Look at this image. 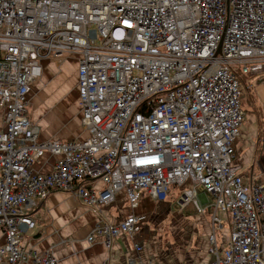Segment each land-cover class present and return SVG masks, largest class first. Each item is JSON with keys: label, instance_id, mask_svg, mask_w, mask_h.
Returning <instances> with one entry per match:
<instances>
[{"label": "built area", "instance_id": "2783aa9c", "mask_svg": "<svg viewBox=\"0 0 264 264\" xmlns=\"http://www.w3.org/2000/svg\"><path fill=\"white\" fill-rule=\"evenodd\" d=\"M69 56L86 135L39 141L27 96L42 60ZM255 64L264 65V0H0V263L57 264L20 240L52 192L99 207L123 190L133 209L142 192L164 201L188 185L177 209L204 213L198 188L211 199L209 264H264V182L233 163L245 120L236 71ZM46 155L52 170L32 172ZM218 212L229 218L221 251ZM141 221L99 223L88 242L110 248Z\"/></svg>", "mask_w": 264, "mask_h": 264}, {"label": "crops", "instance_id": "0c3cea01", "mask_svg": "<svg viewBox=\"0 0 264 264\" xmlns=\"http://www.w3.org/2000/svg\"><path fill=\"white\" fill-rule=\"evenodd\" d=\"M40 64L42 76L31 86L26 108L28 118L40 129L39 141H82L86 133L80 127L77 60L67 57L45 59ZM248 75L245 90L249 93L243 92L241 101L245 120L236 140V143L242 142V147L235 149L234 145L233 162L238 156L244 176L257 177L264 182V153L259 148L264 144V65H251ZM74 98L77 112L66 111L65 105L74 102ZM4 117L5 111L0 105V131ZM55 160V157L46 155L36 161L31 170L39 174L49 173ZM187 187L172 186L164 201H155L142 192L133 209L128 206L123 190L115 195L113 203L99 207L85 206L71 193L52 192L28 212L35 225L21 234V246L31 252L51 251L57 264H130V261L140 260L151 264H209L213 259L208 252L211 217L205 216V212L211 216L210 198L197 191L198 203L204 200L207 203L202 214H196L192 209H177L175 200ZM162 212L163 217L158 221ZM130 214L143 218L132 236L119 235L110 248L100 241L88 242L96 225H115ZM226 228L228 232L223 233ZM228 235L229 224H222L218 235L220 251L227 245ZM3 244L4 236L0 231V246ZM135 245L140 251H135Z\"/></svg>", "mask_w": 264, "mask_h": 264}, {"label": "rangeland", "instance_id": "374dc122", "mask_svg": "<svg viewBox=\"0 0 264 264\" xmlns=\"http://www.w3.org/2000/svg\"><path fill=\"white\" fill-rule=\"evenodd\" d=\"M67 58H73V57H71V56H69V57H67ZM57 62H59V61H57ZM69 82V81H68ZM67 83V82H66ZM72 85V84H71ZM72 91L73 92H75L74 91V89H73V87H72ZM245 94H247L248 95V93L249 92H247L246 90H244L243 91ZM75 96V95H74ZM76 107H77V104H76V102H75V98H74V102H73V100L69 103V104H66L65 105V109H66V111H69V112H72V111H76L77 112V109H76ZM77 113H76V118H77ZM80 127H81V125H80ZM242 142H239L238 143V141H237V143L235 142V149L238 147V149L239 148H241L242 147V144H241ZM260 149H261V151L264 153V144H262V146L261 147H259ZM237 149V150H238ZM260 152V151H259ZM258 154V153H257ZM258 156H259V158H260V154H258ZM260 159H262V158H260ZM235 165H240V161H239V157L237 156L236 158H235V160H234V162H233ZM197 191H198V193H201V192H203V190L201 189V188H198L197 189ZM208 197V196H207ZM206 197V198H207ZM209 198V197H208ZM207 198V199H208ZM209 202H211V200L210 199H208V203ZM200 203V206L202 207V208H205V206L207 205V203L205 202V200L204 201H200L199 202ZM195 212V211H194ZM196 213V212H195ZM205 213H207V214H205V216H207L208 218H210L211 216H210V214L208 213V211H206ZM197 214V213H196ZM217 217H219L220 219H221V222H222V224H224V225H226V226H228V221H229V218H228V215L227 214H225V213H222V212H218L217 214ZM161 217H163V212H162V214L160 215V217L159 218H157V220L159 221V219H161ZM228 232V229L226 228V229H224L223 230V233H227Z\"/></svg>", "mask_w": 264, "mask_h": 264}, {"label": "trees", "instance_id": "16d2710c", "mask_svg": "<svg viewBox=\"0 0 264 264\" xmlns=\"http://www.w3.org/2000/svg\"><path fill=\"white\" fill-rule=\"evenodd\" d=\"M236 76H237L239 83L241 84V86L245 90L247 87V79L249 78V75H242L239 71H236ZM242 109H243V107H242Z\"/></svg>", "mask_w": 264, "mask_h": 264}, {"label": "bare ground", "instance_id": "6f19581e", "mask_svg": "<svg viewBox=\"0 0 264 264\" xmlns=\"http://www.w3.org/2000/svg\"><path fill=\"white\" fill-rule=\"evenodd\" d=\"M30 213V212H29Z\"/></svg>", "mask_w": 264, "mask_h": 264}]
</instances>
